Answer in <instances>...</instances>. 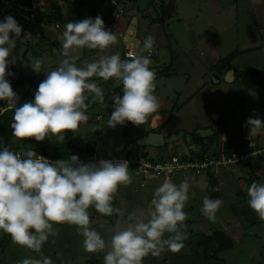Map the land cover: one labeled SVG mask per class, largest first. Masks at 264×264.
Masks as SVG:
<instances>
[{
	"label": "clouds",
	"instance_id": "9594fccd",
	"mask_svg": "<svg viewBox=\"0 0 264 264\" xmlns=\"http://www.w3.org/2000/svg\"><path fill=\"white\" fill-rule=\"evenodd\" d=\"M22 31L11 16L0 22V101L14 109L10 127L18 140L34 138L42 142L51 134L63 143L65 132H76L86 124L90 104L105 102V92L93 77L112 79L114 87L122 85L123 95L112 96L114 110L108 127L124 125L126 121L141 126L160 109L154 95L156 72L150 68L155 37L147 36L142 47L135 53L128 52L126 59L117 52L77 67V57L71 55V50L87 48L103 52L118 43V34L105 27L100 15L64 26L63 59L55 70L45 72L46 78L38 85L34 100L17 107L19 97L6 79L13 73L6 69L16 62L13 49ZM42 67L39 59L31 65L36 73H41ZM244 126L249 129V137L255 136L264 129V120L249 117ZM131 183L127 160L85 163L77 155H71L66 160L51 162L33 149L14 152L4 147L0 138V231L10 236L13 244L31 250L38 257H27L17 264H54L51 257L44 255L43 246L50 238L54 243L59 235V228L54 225L64 224L76 226L83 237L85 252L104 253V264H143L149 255L157 257L165 250L181 251L188 239L189 214L184 210L191 191L188 177L179 185L163 182L154 190L152 211L129 212L116 226L107 228L111 233L109 239L91 227L90 208L104 217L124 216L113 201L119 187ZM247 197L248 206L264 221V183L253 181L247 188ZM202 204L201 213L215 223L223 201L205 196ZM107 224L105 220L100 228L105 229ZM57 258L60 264H71L62 253H57Z\"/></svg>",
	"mask_w": 264,
	"mask_h": 264
},
{
	"label": "rangeland",
	"instance_id": "374dc122",
	"mask_svg": "<svg viewBox=\"0 0 264 264\" xmlns=\"http://www.w3.org/2000/svg\"><path fill=\"white\" fill-rule=\"evenodd\" d=\"M107 1L108 0H81L76 2V0H45L44 4L46 3L48 9L53 8L54 12L60 13L61 18L62 16L66 18L71 15L74 22L89 17L94 19L97 15H100L103 21L107 23V17L104 19L107 13L106 8L109 6ZM164 1L167 5L170 0ZM173 2L175 6L174 11L169 14L166 13L164 24L158 25L152 23L150 19V16L153 18L158 16V0L127 1L125 6L121 8L117 14L122 18L125 17V20L121 19L119 21H114L116 24L113 31L118 34L117 44L110 46L103 52L98 49L90 50L87 48L71 50V55L77 57V67H81L85 63L98 59L101 55H111L117 52L122 55L124 46H128L134 51H137L139 47H142L145 38L151 35L156 39V47L154 48L156 54L151 58V65L154 63L159 66L165 65L169 62L171 56H173L176 69L182 70L185 74V80L175 86L172 92H168L165 88H156L154 91V95L158 98L161 107L175 106V108L174 110H171V108H167V110L161 109L157 112V115H151L149 117L148 121L153 118L162 121L166 120L168 117L170 118L173 114V119L164 130L167 142L163 147L158 150L152 146H136V151L149 155L164 151L166 153H171L175 151V149L183 147L185 138H188L193 132L196 133L199 128L210 127L211 122L218 119L217 116L213 118L215 112L222 118H228L232 115L228 119L227 124H231L234 118L235 124L231 137L235 140L238 136L240 137L245 128V126H240L241 119L243 120V117H241L242 112L244 111L250 114L249 106H251L253 101L264 102V75H262L260 81H255V84L253 83V77L250 76L249 73H243V78L238 81L236 80L235 84H228L222 81L219 85L215 84L216 81L211 76L212 70H207L210 63L213 62V59L206 40L211 39L214 43L219 42L222 45L223 50H225V55H223L224 52L220 55V58H222L236 51L237 48L235 47L241 45L242 42H246V40L247 42H251L255 40L256 37L264 35V30L262 29L264 24H258L255 19L257 17L258 8L251 7L249 0H236V2L235 0H173ZM230 4H233V6H230ZM234 8H236L237 11L235 18H233L234 14L232 12ZM113 10L115 9H112V12ZM145 12H148L147 17L143 16ZM53 16L54 14L52 17L49 16V20L50 18L54 19L55 16ZM120 22L127 25L123 33H121V31L119 32L120 24L118 25V23ZM62 25H64V23H62ZM62 31H64V27L55 29L53 27V22H49L46 26L40 28V32L43 35L42 38H31L30 32L25 31L24 36L19 41H16V47L13 49V56L16 57V65L10 64L9 68L6 69L7 72H11L13 75L6 76V79L9 81L22 73L36 75V81L39 83L43 81L46 78L45 72L55 70L59 65V61L63 59L61 53L63 50L62 44L64 36H60ZM117 31L121 33V35H119ZM160 40H162L161 45L159 44ZM168 45H171L170 49ZM218 53L219 51L217 54ZM252 54L255 60H257L258 57L263 56L264 51L257 49L255 52H252L251 55ZM248 55L242 56L241 58L237 55L238 57L234 56L233 59L237 57L238 64L244 62L241 66L247 67L252 61L250 59L251 55ZM37 59L43 62L41 73H36L31 68V65ZM238 64L236 63L237 66ZM247 76H249L248 80ZM91 79L101 86L105 95L109 90L113 89L115 85V81L112 79L108 81H104L102 78L98 77H93ZM250 85L253 86V89L251 88L248 95L247 90ZM122 90L123 89L118 91L117 94L122 96ZM192 94L193 98L190 99ZM243 99L244 101H242ZM175 100H177V102H175ZM187 100L188 102H185ZM2 103L7 106L5 101H2ZM112 104L113 101L111 97L104 102V105L99 103L87 111L89 115L87 123L81 125L76 132H72V148H66L70 156L77 155L80 161L85 163H87L86 160H108L116 157L117 151L129 142L128 138L121 134L123 125H117L114 128L108 127V120L114 110ZM253 114L254 117H259L261 120H264V114L262 115L258 111ZM99 115L100 118H98ZM230 120L231 122L229 123ZM214 123L215 122H213V124ZM147 127L148 126L145 124L135 126L131 123L130 136L134 137L138 135L140 130L143 132L145 131L143 128ZM182 131L184 135L180 136L179 133ZM169 132L174 133L177 140H170L168 136ZM259 134L264 136V129H262ZM47 139L50 148L49 154H51L53 150L52 146L59 142H57L56 137L51 134H49ZM223 139H227V137L222 135L221 140ZM88 145L93 146V148H88ZM192 145L195 146L196 144L192 143ZM81 148H84V150L80 151ZM255 161L261 162L260 164L264 162L262 159H255ZM260 168L261 167H257L251 162L237 164L233 167L226 165L213 166V170L221 182L220 188L223 195L221 198H216L223 201V206L216 214L215 223L210 222L200 211L203 206V187L205 184L199 182L198 185L200 184L201 186L198 187V185L195 186L194 182H190L193 186L190 184V199L184 210L189 214L188 220L193 223L190 225L192 228L191 230L196 231L203 228L205 234H207L211 233L213 229L226 228L234 241L237 242L241 240L237 245L218 254L220 257V260L216 261L218 264H258L259 261H257V258L254 256L259 252L263 253V256H261L263 257L261 264H264V236L261 235V230L264 229V221L262 226L256 225L254 221L256 218L260 219L259 216L252 209L249 213L248 210L250 207H245L246 209L244 210L237 206L241 199L237 194L238 190H242L246 196L245 200H248V187L244 185L243 179L252 171L259 172V170H262V168ZM205 174L206 172H201L199 175L205 177ZM189 175L190 177H195L198 175V171H189ZM131 176L132 183L128 186L121 185L113 201V206L119 208L124 216L115 215L107 217L108 224L104 229L107 233H102L107 239H109L111 235V233L107 231V228H111L113 225L116 226L123 218H126L129 212L136 209H143L146 213L152 211L150 201L153 197L154 190L163 182L170 181L176 184L173 178L170 177L152 180L139 178L132 173ZM259 176L262 177L260 183H264V167L262 174L260 173ZM140 179L142 184L138 182ZM205 179L207 180L206 177ZM179 183L180 182H178L177 185H179ZM197 187L201 191H197ZM233 205L238 208L233 207ZM97 214L95 209L92 210L90 219L95 218L94 216ZM93 222L94 221H92V223ZM101 224L102 223H100V225ZM258 227H261L260 231ZM187 233L188 239L184 242L185 247L181 251L173 253L165 250L160 256L156 257L157 261H159L160 257H165L167 258L166 261H168L167 264H173V256H188L189 250L192 252V255H194V248H197L194 242L195 235L193 234V236H191L192 231L191 234L189 231H187ZM167 235L168 234H165V238H167ZM57 241L59 242V240ZM27 251L25 250L24 257H35L37 255L36 253V255H33L31 253L32 251ZM77 253L74 254L75 262H84L83 260L85 257ZM99 254V257H96L95 260L103 261L104 253ZM68 257L66 253L65 258ZM221 259H223L224 262Z\"/></svg>",
	"mask_w": 264,
	"mask_h": 264
},
{
	"label": "trees",
	"instance_id": "16d2710c",
	"mask_svg": "<svg viewBox=\"0 0 264 264\" xmlns=\"http://www.w3.org/2000/svg\"><path fill=\"white\" fill-rule=\"evenodd\" d=\"M79 1H81V0H76V2H79ZM127 1H133V0H108L107 1L109 6H107V8H106L107 13L104 16V19H105V17H107V23H104L105 27L107 29L113 30L112 24L115 21L116 14H118L121 7L123 8L125 6ZM158 1H159V4L157 6V8H158L157 15L158 16H156L155 18L150 16V19H151L152 23H156L158 25H163L164 21H165V15L167 13L166 2L164 0H158ZM112 9H115V10H113V12H115V11L116 12L113 13ZM45 12L47 15H50V17H52V15L54 14L55 18L54 19L51 18L48 21L53 22V23H55V22L59 23V25H60L59 29L61 27H63L62 22L64 20H69V19L73 20L71 18V15H69L66 18L62 16V18H61V14L54 12L53 8L48 9L46 7ZM143 16L147 17L148 12H145L143 14ZM42 37H43V35H41L39 38H42ZM21 38L16 39V41H19ZM140 40H143V39H140ZM141 44H142V42H141ZM170 46L171 45H168L169 49H170ZM124 50H125V46H124ZM239 52H240L239 50H236V51L230 53L228 56H223L222 58L219 57L217 59L215 64L211 67V69L214 71V78H218L219 75H222L226 70L230 69V67H231L230 61H232L233 57L236 56ZM123 53H124V51H123ZM123 53L121 56H123ZM173 61H175V60L173 59V56H171V58L167 64H165V65L163 64L162 66L158 65L155 67H150V68L155 70L157 79L159 77H167V76H172L175 74V70L173 68ZM15 65H16V63H15ZM11 68L14 69L13 67H11ZM8 82L10 83L12 90L14 92H16L18 97H19V100L17 102V107L21 106L23 103L33 101L35 91L37 90L38 85L40 84L39 82L36 81V75L22 74V73H20L14 79L9 80ZM121 89H122V85L121 86H115L113 89L109 90L108 93L105 95V101L110 99L114 93H117ZM98 104H99L98 102L91 103L89 108L87 109V111L90 108H92L93 106H96ZM13 115H14V109L8 108L7 106H5L2 103V101H0V137H2V139H3L2 144L4 147H8L10 150H12L14 152L33 149L35 152H37V154L49 156V158L51 159V162H55V161L61 160V159L66 160L69 158L70 155H69L66 148H68V149L72 148L71 141L73 138V134L71 131L64 133V136H65L64 142L63 143H56L55 145H53L52 146V149H53L52 153L49 154L50 148H49V144L47 143L48 142L47 137L42 142H36L34 140V138L18 140L16 137H14L12 135V129H11L10 125L12 123ZM231 116L232 115H230L228 118L219 117L215 121V126L209 127L212 131V134L210 136H208L207 138H201L199 135H197L194 132L192 135H190L188 137V138H190L189 142H191V143L193 142L198 147L199 157H201L203 159L204 154H207V152H210L209 156L211 158L212 157L213 158L218 157V154L215 151L211 152L210 148L212 146H215L216 144H218L221 141V136L224 133V131L227 129L226 124L228 122V119ZM98 118H100V115L98 116ZM130 126H131V122H127V121L123 125V130H122L121 134H122V136L128 138L129 142L121 148L119 154L116 157L122 156L125 152L132 153L134 150H136L135 149L137 146L136 141L140 137L143 136L141 133H139L138 135H135L134 137L130 136ZM162 126L163 125H161L157 129H152V131L160 132ZM184 143L185 144L188 143L186 138L184 139ZM223 146H224V149L227 153L236 152V153L241 154V153L247 151V149H246L247 146H246L245 142L242 141L241 136L239 137V143L233 141L232 137H229L226 140H224ZM88 148H93V146L88 145ZM83 150H84V148L80 149V151H83ZM255 159L264 160V155L251 157L250 160L248 161V163L251 162L253 165H256L257 167H262V165L259 164V162H256ZM227 166L233 167L235 165L232 163V164L227 165ZM129 172L132 173L130 170H129ZM200 172H206L205 177L207 178V184H208L207 194H208L209 198L216 199L218 197H221L222 196V190L219 188V181H218L217 176L213 170V166H209L206 171L200 170ZM132 174H134V173H132ZM259 175H257V172L252 171L246 178L243 179L244 185L249 187L253 181H256L259 183V179H260ZM152 180H154V179H152ZM216 189H218V190H216ZM237 194L241 198L239 201V204L237 206L241 207L245 210L248 207V203L245 200L246 196L244 195V192L242 190H238ZM233 207L238 208L234 205H233ZM248 212L250 213V208H249ZM9 238H10L9 235L0 231V248L1 249H3L5 247V245L9 241ZM194 242H195V245H197V248L196 249L194 248V250H195L194 255L197 256V258L200 260V262H201V259H203L205 261L220 260V257L218 256V254H220L221 252L228 250V249L233 247V240L222 229H213L212 232L209 234H205V232L201 230L198 233H196V235L194 237ZM99 255H100L99 253L94 254L90 258L95 259L96 257H99ZM101 256H102V254H101Z\"/></svg>",
	"mask_w": 264,
	"mask_h": 264
},
{
	"label": "crops",
	"instance_id": "0c3cea01",
	"mask_svg": "<svg viewBox=\"0 0 264 264\" xmlns=\"http://www.w3.org/2000/svg\"><path fill=\"white\" fill-rule=\"evenodd\" d=\"M175 1H177V0H175ZM212 2V1H211ZM235 2H236V0H235ZM249 3H250V6L251 7H257L258 8V13H257V17L255 18L256 19V22L258 23V24H260V23H263L264 24V0H249ZM235 4V3H234ZM230 6H233V4H230ZM122 8V7H121ZM174 9H175V6H174ZM232 12H233V14H234V17L233 18H235L236 17V14H237V11H236V8H234V10H232ZM116 16L118 17H116L115 18V21H119V20H121V19H123V20H125V17H120L119 15H117L116 14ZM69 22H74L73 20H64L62 23H64V25H63V27L67 24V23H69ZM104 23H106V22H104ZM114 23V22H113ZM115 24H116V22L114 23V25L112 24V28L113 29H115ZM120 24V25H119ZM118 25H119V32L121 31V33H123L124 31H125V29H126V27H127V25L126 24H122V22H120V23H118ZM262 29L264 30V27H262ZM63 32L64 31H62L61 32V35L60 36H63ZM118 32V31H117ZM118 32V33H119ZM121 33H119V35H121ZM59 36V37H60ZM58 37V38H59ZM56 39H57V37H56ZM206 42H207V45H208V47H209V52H211V57H212V59H213V62L212 63H210V66L208 67V71H210V70H212L211 69V67L215 64V62L217 61V59L220 57V55H222V53L225 51V50H223V48H222V45L219 43V42H213L211 39H208V40H206ZM161 43H162V40H160V42H159V44L161 45ZM126 45V44H125ZM235 48H237V50H239L240 52L237 54L238 56H240V58L242 57V56H247L248 54H250L251 55V53L252 52H255L257 49H259V50H263L264 51V35L263 36H261V37H256V39L255 40H252L251 42H247V40H246V42H242V44L241 45H237ZM219 51V53L217 54V52ZM223 55H225V52H224V54ZM236 55V56H237ZM237 56V57H238ZM249 56V55H248ZM237 57H235L232 61H231V67H230V69H232L233 70V76H231V77H229L230 79L227 81L226 80V74H227V72L229 71V69L228 70H226L222 75H219V77L218 78H214V71L212 70V72H211V76L215 79V81H216V83L215 84H221L222 83V81L223 82H226V83H228V84H235V81L237 80H241V78H243V73L244 74H247V73H249L250 74V76H252L253 77V83L255 84V81L256 82H258V81H260V79H261V77H262V75H264V54H263V56L262 57H258V59L257 60H255V58H254V56H253V54L251 55V57H250V59L252 60L251 62H250V64H248V66L247 67H243V66H241V64H244V62H242V63H240V64H238V58ZM254 59V60H253ZM236 63L238 64V66L236 65ZM155 66H158L156 63H154L153 65H151L150 67H155ZM204 67H205V64H204ZM173 68H174V70H175V74L174 75H177V74H182L183 75V80H182V82H184V80H185V74L182 72V70L180 69H176V65H175V61H173ZM203 73H205V72H203ZM173 76V75H172ZM249 79V76H247V80ZM246 80V79H245ZM181 82V83H182ZM179 85V84H178ZM177 86V85H176ZM204 86H205V84H204ZM159 88H165L164 86H162V87H159ZM175 88V86H173L171 89H166L168 92H172V90ZM251 88L253 89V86L252 85H250L249 87H248V90H247V94L249 95V91L251 90ZM156 89V88H155ZM264 92V91H263ZM251 93V92H250ZM246 94V95H247ZM167 98H169V97H167ZM191 98H193V94L190 96V99ZM242 101H244V99L242 100ZM175 102H177V100H175ZM174 102V103H175ZM185 102H188V100L187 101H185ZM167 108H171V110H174V108H175V106H173V107H161L160 106V109L158 110V111H160L161 109H166L167 110ZM248 108V107H247ZM249 108H250V114L248 113V112H242V115H241V117H243V120L241 119V124H240V126H242V127H244V125H245V121L247 120V118H249V117H254V112L256 113L257 111L258 112H260L262 115L264 114V102H259V101H253L252 102V104H251V106H249ZM257 109V110H256ZM253 110V111H252ZM177 112H178V110H177ZM176 112V113H177ZM214 113V112H213ZM152 115H157V112L156 113H153ZM238 115V114H237ZM236 115V116H237ZM215 116H217L218 118H219V115L218 114H216V112L213 114V118H215ZM235 116V117H236ZM264 116V115H263ZM173 119V114L171 115V117L169 118H167L166 120H162V121H160V120H157V119H150L149 121H147L146 123H145V125H147L148 127L147 128H143L145 131H143L142 132V130H140L139 132H138V134L139 133H141L143 136H145L148 132H151L152 131V129H157V128H159L161 125H163L162 126V128H161V131L160 132H162V134L165 136V128H167L168 127V124L170 123V121ZM217 120V119H216ZM216 120H213L212 122H211V125L210 126H215V123L213 124V122H215ZM232 120V119H231ZM231 120L229 121V123L231 122ZM234 118H233V120H232V123L231 124H227V129L224 131V133L222 134V135H224L225 137H227V138H229V137H231L232 136V132H233V127H234ZM246 127V126H245ZM137 129V128H136ZM201 129H210L209 127H204V128H199L198 130H201ZM211 130V129H210ZM237 131H238V129H237ZM236 131V132H237ZM174 133H172V132H169L168 133V136L169 137H171V135H173ZM142 136V137H143ZM175 140H177V138L175 139ZM226 140V139H225ZM233 140V139H232ZM233 141H235V142H237V143H239V136L235 139V140H233ZM121 150V149H120ZM120 150L119 151H117V155L119 154V152H120ZM94 152V151H93ZM44 156V155H43ZM44 157H46L49 161H51V159L49 158V156H44ZM87 161V160H86ZM82 162V161H81ZM261 162H259V164H260ZM263 164V166L261 167L262 168V170H263V167H264V162L262 163ZM261 164V165H262ZM231 167V166H230ZM260 168V169H261ZM262 170H259V172H257V175H259L260 173L262 174ZM201 172L200 171H198V175H196L195 177H190V175H189V173H188V175H186V176H182V175H174V176H171L170 178H173V180L176 182V184H178V182H181L185 177H188L189 178V183L190 182H194V184H195V186H197L198 185V183L199 182H203V184H205V186L203 187V189H204V197L205 196H208V194H207V187H208V184H207V180L205 179V177L204 176H202V175H199ZM217 179H218V181H219V178L217 177ZM261 179H262V177H260V179H259V183H260V181H261ZM138 182H139V184H141L142 183V181L141 180H138ZM191 184V183H190ZM192 185V184H191ZM220 185H221V182L219 181V188H220ZM193 186V185H192ZM199 186H201L200 184L198 185V187ZM198 187H197V191H201L200 189H198ZM195 188V187H194ZM221 189V188H220ZM209 197V196H208ZM221 197H223V195L221 196ZM221 197H218V198H221ZM249 207V206H248ZM92 210H94L93 208H91L90 209V211H89V213H90V215H91V212H92ZM250 211H251V208H250ZM203 215V214H202ZM201 215V216H202ZM115 216V215H114ZM95 218H92V219H90L91 220V227H93V228H95L96 230H98V231H100L101 232V234L104 232V233H107V232H105L104 231V229H101L100 228V223H103L105 220H107V217H103L101 214H97L96 216H94ZM92 221H94L93 223H92ZM100 222V223H99ZM256 225H258V226H262V224H263V221L262 220H260V219H258V218H256V221L254 222ZM186 224H187V231H189L190 232V234H191V231H192V234H191V236H193V234L194 235H196V233H198L199 231H204V229L202 228V229H198V230H196V231H194V230H191L192 228H191V224H193L192 223V221H189V220H187L186 221ZM111 226V225H110ZM54 227H57V228H59V235L55 238V242L53 243L52 242V240H51V238H50V241L48 242V243H46L44 246H43V248H44V250H43V252H44V255H46V256H49V257H51L52 258V260L54 261V264H60V260L57 258V253H62L64 256H63V258L67 261V260H70L71 261V264H104V262L103 261H96L95 259H93V258H90L92 255H94V254H97V253H87V252H85V250H84V248H83V237H82V235H80L79 233H78V231H77V228H76V226H74V225H68V224H64V225H54ZM112 227V226H111ZM113 227H114V225H113ZM237 228V227H236ZM260 228L261 227H258V229H259V231H260ZM222 230L227 234V235H229L230 236V234L228 233V231H227V229L225 228H222ZM257 230V229H256ZM205 232V231H204ZM261 235H263L264 236V229L263 230H261ZM207 234H209V233H207ZM256 236H257V234H256ZM231 237V236H230ZM104 238L105 239H107V237L106 236H104ZM232 239V238H231ZM57 240H59V242H60V244H59V242L57 241ZM233 240V239H232ZM239 241H241V240H239ZM239 241H234L233 240V246H235V245H237V243L239 242ZM260 247H262V246H260ZM60 248V249H59ZM25 250L27 251V250H29V249H27V248H23V247H20V246H18V245H15V244H13L12 243V240H11V238H9V241L7 242V244L5 245V247L3 248V249H1L0 248V264H17V261H19V260H22V259H24V258H27V257H24L25 256ZM29 251H31V250H29ZM29 251H27V252H29ZM78 252V253H77ZM33 255H36L34 252H31ZM68 254V258H65V254ZM78 254V255H80V256H83V257H85L84 258V262H75V259H74V254ZM192 252H190V250L188 251V256H185V257H175V256H173V260H172V262H173V264H218V263H216V261L217 260H215V262L214 261H212V260H210V261H205V260H203V259H201V262H200V260L197 258V256H195V255H192L191 254ZM261 256H263V253L262 252H259V253H256L255 254V258H257V261H259V263L258 264H261L262 263V261H263V257H261ZM35 257H37V255L35 256ZM38 258V257H37ZM177 258V259H176ZM166 259L167 258H165V257H160L159 258V261H157V259H156V257H152V256H149V257H146L145 259H144V261H143V264H155V263H158V264H167V262L168 261H166ZM165 260V261H164ZM178 260H180V261H178ZM223 262H224V260L223 259H221ZM203 261H205V262H203Z\"/></svg>",
	"mask_w": 264,
	"mask_h": 264
},
{
	"label": "built area",
	"instance_id": "2783aa9c",
	"mask_svg": "<svg viewBox=\"0 0 264 264\" xmlns=\"http://www.w3.org/2000/svg\"><path fill=\"white\" fill-rule=\"evenodd\" d=\"M45 0H0V22L4 17H13L22 27L21 37L25 31L30 32V37L39 38L42 33L40 28L48 24L49 15L46 14ZM55 29L59 28V23H53ZM19 39V38H16ZM128 52H136L128 46H125L122 59L127 58ZM156 54L153 50L152 56ZM151 56V58H152ZM241 133V139L246 144L247 151L239 154L236 152L227 153L224 149V140H221L215 146L210 148L211 152L215 151L218 157L211 158L210 152L204 154L203 159L198 155V147L193 146L188 141L183 147L175 149L171 153L158 152L153 155L138 152L134 150L132 153L125 152L122 156L114 157L108 160H127L129 162V170L142 179H158L167 178L174 175L186 176L189 171H206L209 166L245 164L251 157L264 155V136L260 134L248 136V128H244ZM42 156L41 154H37ZM44 157V156H43ZM46 158V157H45ZM47 159V158H46ZM87 162H98L89 160ZM141 180V179H140ZM142 184V183H141Z\"/></svg>",
	"mask_w": 264,
	"mask_h": 264
},
{
	"label": "water",
	"instance_id": "95a60500",
	"mask_svg": "<svg viewBox=\"0 0 264 264\" xmlns=\"http://www.w3.org/2000/svg\"><path fill=\"white\" fill-rule=\"evenodd\" d=\"M173 3H174L173 0H170L166 5V11L168 14L174 11ZM231 76H233V70L229 69V71L226 74V80L228 81L230 79L229 77ZM182 80H183L182 74H177V75L167 76V77H159L158 79H156L155 88L164 86L166 89H171L173 86L180 84ZM196 134L199 135L201 138H207L208 136L212 134V131L210 129H201V130H197ZM179 135L183 136L184 135L183 131L180 132ZM169 139L172 141L175 140L176 135L174 134L171 135ZM186 139L189 140V138H186ZM166 142H167V139L162 134V132L151 131V132H148L145 136L140 137L136 141V145L138 147L152 146L154 148H161L165 145Z\"/></svg>",
	"mask_w": 264,
	"mask_h": 264
}]
</instances>
